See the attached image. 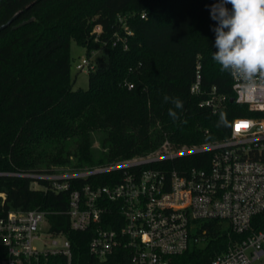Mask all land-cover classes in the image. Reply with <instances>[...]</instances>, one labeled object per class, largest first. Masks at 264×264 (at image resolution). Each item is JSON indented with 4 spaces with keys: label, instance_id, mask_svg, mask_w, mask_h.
I'll use <instances>...</instances> for the list:
<instances>
[{
    "label": "trees",
    "instance_id": "16d2710c",
    "mask_svg": "<svg viewBox=\"0 0 264 264\" xmlns=\"http://www.w3.org/2000/svg\"><path fill=\"white\" fill-rule=\"evenodd\" d=\"M219 2L0 0V217L69 208V192L35 189L29 175L148 157L161 153L165 143L172 152L212 145L230 137L235 118L256 116L235 102L231 75L212 59L217 22L211 8ZM116 34L128 38L127 49L122 42L113 45ZM71 40L86 48L87 57L97 52L87 89L74 88ZM198 73L204 89L215 87L228 98L223 112L229 126L218 127L219 114L200 105L205 96L191 93ZM165 96L179 98L183 108ZM170 108L179 119L173 120ZM211 157L202 152L163 165L185 174L207 168ZM120 177L103 174L74 185H108ZM49 220L71 240L75 258L85 260L92 231L71 232L63 215ZM205 227L206 244H191L172 264H209L227 248L230 237L221 224ZM253 227L264 228V212Z\"/></svg>",
    "mask_w": 264,
    "mask_h": 264
},
{
    "label": "built area",
    "instance_id": "2783aa9c",
    "mask_svg": "<svg viewBox=\"0 0 264 264\" xmlns=\"http://www.w3.org/2000/svg\"><path fill=\"white\" fill-rule=\"evenodd\" d=\"M101 31L96 26L95 33ZM115 37L113 45L122 42L127 49L128 38ZM95 57L93 53L83 59L77 69L89 73ZM231 79L235 102L256 116L235 118L224 141L181 152L170 151L165 143L161 153L148 157L29 175L39 189L69 192V208L10 211L0 217V264H172L191 244H206L205 223L210 221L221 224L230 238L227 248L209 264H264V228L253 227L255 217L264 212V90L248 100L239 94V82ZM190 91L205 96L200 105L214 114L227 107L225 95L215 87H202L199 73ZM202 152H212L207 168L179 174L163 165ZM115 172L121 173L119 181L108 185H74ZM37 180L47 184L41 186ZM54 215L67 217L71 232L92 231L86 262L83 255L75 258L72 242L63 232L53 230L49 219Z\"/></svg>",
    "mask_w": 264,
    "mask_h": 264
},
{
    "label": "clouds",
    "instance_id": "9594fccd",
    "mask_svg": "<svg viewBox=\"0 0 264 264\" xmlns=\"http://www.w3.org/2000/svg\"><path fill=\"white\" fill-rule=\"evenodd\" d=\"M211 18L217 22L212 59L239 82L242 97L254 100L264 90V0H220L212 5ZM170 99L176 109L183 108L179 98L164 97L165 102ZM169 115L179 119L171 108ZM217 126H229L226 112L219 113Z\"/></svg>",
    "mask_w": 264,
    "mask_h": 264
},
{
    "label": "rangeland",
    "instance_id": "374dc122",
    "mask_svg": "<svg viewBox=\"0 0 264 264\" xmlns=\"http://www.w3.org/2000/svg\"><path fill=\"white\" fill-rule=\"evenodd\" d=\"M97 55V52H94ZM70 55L72 63V79L75 89H87L89 86V73L77 69V65L87 58L86 48L79 46L75 40H71ZM35 189H39L34 186Z\"/></svg>",
    "mask_w": 264,
    "mask_h": 264
}]
</instances>
